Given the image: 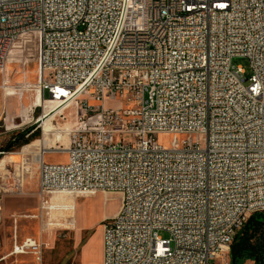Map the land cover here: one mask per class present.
<instances>
[{
  "label": "built area",
  "instance_id": "1",
  "mask_svg": "<svg viewBox=\"0 0 264 264\" xmlns=\"http://www.w3.org/2000/svg\"><path fill=\"white\" fill-rule=\"evenodd\" d=\"M33 34L44 101L81 108L69 147L54 150L67 161L36 155L40 208L24 218L43 225L57 196L119 193L103 264H223L264 212V0H0L2 75ZM107 94L125 107L107 109ZM18 190L0 189V220ZM13 240L7 257L41 261L42 241L20 244L17 228Z\"/></svg>",
  "mask_w": 264,
  "mask_h": 264
},
{
  "label": "rangeland",
  "instance_id": "2",
  "mask_svg": "<svg viewBox=\"0 0 264 264\" xmlns=\"http://www.w3.org/2000/svg\"><path fill=\"white\" fill-rule=\"evenodd\" d=\"M233 63L235 66L243 68L247 78L251 76V68L247 59L237 58ZM38 75L39 37L33 34L21 38L14 44L7 60L6 73L4 75L0 73V140L2 142L0 151L21 133L30 130L32 136H26L28 144L5 152L6 156L2 158L21 153L25 147L44 139L42 123H37V119L59 103L46 99L44 107L36 105ZM8 89H13L15 95H6ZM45 97L47 98L49 95L46 94ZM87 100L92 107L101 106L91 96L85 95L80 99L81 102ZM124 107V104L119 101H110L109 95H106L107 109L116 110ZM80 108L81 103L79 102L78 105L73 103L59 109L60 113L53 120L56 131L51 132L45 138V140H49V147L46 150L49 152L45 156L47 164H62L67 161L65 154L54 150H65L69 147L70 135L79 127L78 112ZM4 139L6 140L4 141ZM129 140V137H125V141ZM170 140L171 137L166 135L157 137V142L164 147H169ZM40 150V146L37 145L30 150L29 155L20 159L19 165L11 164L6 168L7 170H0V189H19L15 195L7 193L4 196L3 209L8 208L9 212L0 220V259L12 252L16 228L20 244L28 237L39 238L42 241V259L38 262L33 256L10 257L0 264H102L103 227L107 221L106 217L113 216L120 207L121 196L119 193L99 192L94 196L75 198L77 227L71 230L64 226L48 228L45 226L53 221V223L60 221L70 226L74 219L67 218V220L61 212L50 214L43 225L38 221L21 220L26 214L36 213L38 207L39 163L36 155ZM59 197L72 198L57 196L54 197L52 203L55 204ZM8 199L12 201L10 206L7 205ZM15 219H18L17 227ZM161 236L167 238L165 233H162ZM230 261L229 256L223 260V264H230ZM246 264L253 263L247 262Z\"/></svg>",
  "mask_w": 264,
  "mask_h": 264
},
{
  "label": "trees",
  "instance_id": "3",
  "mask_svg": "<svg viewBox=\"0 0 264 264\" xmlns=\"http://www.w3.org/2000/svg\"><path fill=\"white\" fill-rule=\"evenodd\" d=\"M30 130L15 136L3 148L2 152H10L15 147L27 143L26 136ZM32 136V135H30ZM230 264H264V212L250 217L244 227L236 234L230 249Z\"/></svg>",
  "mask_w": 264,
  "mask_h": 264
},
{
  "label": "bare ground",
  "instance_id": "4",
  "mask_svg": "<svg viewBox=\"0 0 264 264\" xmlns=\"http://www.w3.org/2000/svg\"><path fill=\"white\" fill-rule=\"evenodd\" d=\"M37 90V96H36V105L38 107H44L43 104L44 102V98L42 97V91H40V89L38 87H36ZM14 90L13 89H8L6 91V95L11 96V95H15V93H13ZM48 101H50L48 99ZM51 102V101H50ZM53 102V101H52ZM56 103V102H55ZM49 104V103H48ZM64 105H69V104H58L57 106H55L54 108H52L51 110H47V112H44L43 115L37 119V123H42V129H43V140L41 141H36L33 144H31L28 147H25L23 149V151L21 153L18 154H11L7 157H4L0 160V170H7L6 168L9 165H19L20 159H23L24 156H27L30 154V150L32 148H34L35 146L39 145L40 149L43 150H47L48 146V142L49 140H45L46 137H48V135L53 132L56 131V127L53 124V120L55 118L56 115H58L60 113L61 110H59L61 107H63ZM47 106V105H46ZM65 108V107H64ZM32 112V111H31ZM60 135V134H59ZM45 140V141H44ZM59 150V149H58ZM37 162L40 161L39 157L36 158ZM10 170V169H8ZM15 185V184H14ZM58 201H56L55 204H52L50 209L51 212L55 213V212H61L62 215H64L66 217V219L68 218H73L74 222L70 224V226L68 224H63L60 221L53 223V222H49L48 224H46L45 226L48 227H54V226H64L66 227V229H74L76 227V199L75 197L72 198H62L59 197L57 199ZM51 213V214H52ZM67 219V220H68ZM63 221V220H62Z\"/></svg>",
  "mask_w": 264,
  "mask_h": 264
},
{
  "label": "crops",
  "instance_id": "5",
  "mask_svg": "<svg viewBox=\"0 0 264 264\" xmlns=\"http://www.w3.org/2000/svg\"><path fill=\"white\" fill-rule=\"evenodd\" d=\"M0 114H1V110H0ZM6 139H4V141H5ZM2 142H1V140H0V144H1ZM6 195V194H5ZM4 195V196H5ZM12 195V194H11ZM4 196H3V198H2V203H4V201H5V198H4ZM37 197H38V193H37ZM8 206H10V204L12 203V201H10V199H8ZM39 208H40V199H39V197H38V207H37V209H36V213H34V214H32V213H30V214H26V215H24V216H32V215H37L38 213H39ZM9 212V210H8V208H5V209H2V216H5L7 213ZM116 214V213H115ZM114 214V215H115ZM114 215L113 216H111V217H106V219L108 220V219H111L112 217H114ZM1 216V217H2ZM24 216L21 218V220H23V221H27V222H32V221H38L39 223H41L40 222V220H36V219H26V218H24ZM76 227H77V224H76ZM28 238H33V239H36V240H39V238H34V237H28ZM14 241V240H13ZM101 241H102V264H103V237H102V239H101ZM10 255V254H9ZM8 255V256H9ZM30 256H32V255H21V256H16V257H30ZM5 257H7V256H4L2 259H0V263L1 262H3V261H6V260H8L10 257H7L6 259H4ZM34 257V256H33Z\"/></svg>",
  "mask_w": 264,
  "mask_h": 264
}]
</instances>
